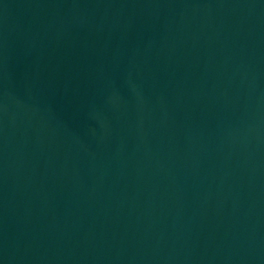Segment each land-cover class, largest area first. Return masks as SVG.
I'll use <instances>...</instances> for the list:
<instances>
[{
    "label": "water",
    "instance_id": "95a60500",
    "mask_svg": "<svg viewBox=\"0 0 264 264\" xmlns=\"http://www.w3.org/2000/svg\"><path fill=\"white\" fill-rule=\"evenodd\" d=\"M241 0H0V264H148Z\"/></svg>",
    "mask_w": 264,
    "mask_h": 264
}]
</instances>
